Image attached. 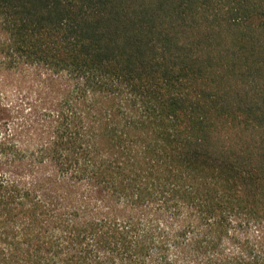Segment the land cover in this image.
<instances>
[{
	"label": "trees",
	"instance_id": "obj_1",
	"mask_svg": "<svg viewBox=\"0 0 264 264\" xmlns=\"http://www.w3.org/2000/svg\"><path fill=\"white\" fill-rule=\"evenodd\" d=\"M0 264H264V0H0Z\"/></svg>",
	"mask_w": 264,
	"mask_h": 264
}]
</instances>
